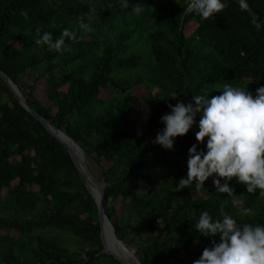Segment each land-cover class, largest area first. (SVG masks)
Wrapping results in <instances>:
<instances>
[{
	"label": "trees",
	"instance_id": "1",
	"mask_svg": "<svg viewBox=\"0 0 264 264\" xmlns=\"http://www.w3.org/2000/svg\"><path fill=\"white\" fill-rule=\"evenodd\" d=\"M136 3L140 16L131 12ZM193 3L0 0V69L84 149L105 182V213L141 264H192L219 242L193 228L202 210L217 219L223 204L238 223L264 224V196L236 177L231 196L216 193L212 177L199 191H173L187 173L188 148L205 147L195 124L172 150L152 142L177 102L171 91L187 103L205 91L219 95L225 83L254 95L264 85V25L257 31L236 0L207 19ZM248 3L264 20V0ZM37 27L53 40L69 28L77 39L50 50L34 43ZM244 207L251 216L241 215ZM100 232L97 204L67 148L0 76V264H121L103 251Z\"/></svg>",
	"mask_w": 264,
	"mask_h": 264
},
{
	"label": "clouds",
	"instance_id": "2",
	"mask_svg": "<svg viewBox=\"0 0 264 264\" xmlns=\"http://www.w3.org/2000/svg\"><path fill=\"white\" fill-rule=\"evenodd\" d=\"M194 3L202 19L228 6L227 0H194ZM236 3L241 11L248 13L253 27L260 31L264 20H258L248 0H236ZM119 4L126 9L129 0H119ZM131 12L140 16L144 7L136 3L131 7ZM80 27L86 29L87 26L81 24ZM35 33V44L47 45L57 52L66 50L65 38L77 39L75 32L69 28L62 29L55 40L50 32L41 33L39 27ZM217 89L221 90L219 95L210 96L205 91L193 95L187 103L178 99L177 90L168 95L177 102L168 104L170 111L160 117L164 127L152 142L172 150L175 138L186 134L195 124L198 127L196 140L205 144L204 148H198L197 143L188 148L187 173L179 178L173 191L193 185L199 191L204 187V182L212 177L216 193L231 196L234 190L228 181L236 177L237 182L245 184L248 193H255L259 189L260 195L264 196V85L255 90V95L248 88L227 83ZM198 113L200 118L196 121ZM241 215L251 216L252 210L244 207ZM192 226L205 237L219 234V242L212 239L211 246L205 247L192 264H264V224L238 223L221 204L217 219L208 210H202Z\"/></svg>",
	"mask_w": 264,
	"mask_h": 264
},
{
	"label": "water",
	"instance_id": "3",
	"mask_svg": "<svg viewBox=\"0 0 264 264\" xmlns=\"http://www.w3.org/2000/svg\"><path fill=\"white\" fill-rule=\"evenodd\" d=\"M194 6H195V3L191 4L189 8L194 7ZM0 76L8 84L11 91L13 92L15 97L19 100L21 105L25 107L28 111H30L36 117V119L41 121L44 124V126L47 128V130L51 132L53 136L56 137L57 140H59L67 148L68 152L70 153L78 171L83 176L86 182V185L97 204L98 216H99L100 227H101L100 234H101V240H102L103 247H104L103 251L114 256L117 260L121 262V264H133V263H128L127 261H125L119 254H117L114 251L117 247H119L120 249L125 251L127 254H129L130 257L134 259L136 264H141L138 258L135 256L134 251L128 248L117 237L114 226L109 220L107 214L105 213V208H104L105 182L103 180L101 181L97 180L91 173L88 167V159H87L84 149L68 133H66L64 130L57 128L53 124H51L46 118H44L42 115L36 112L33 108H31L26 98L23 96L21 90L18 88V86L1 69H0Z\"/></svg>",
	"mask_w": 264,
	"mask_h": 264
},
{
	"label": "bare ground",
	"instance_id": "4",
	"mask_svg": "<svg viewBox=\"0 0 264 264\" xmlns=\"http://www.w3.org/2000/svg\"><path fill=\"white\" fill-rule=\"evenodd\" d=\"M116 248V247H115ZM117 254H119V251L122 252L126 258H123L120 254V256L125 260L127 261L128 263H132V258L130 257L129 254H127L125 251H123L122 249H120L119 247H117L115 250H114Z\"/></svg>",
	"mask_w": 264,
	"mask_h": 264
},
{
	"label": "rangeland",
	"instance_id": "5",
	"mask_svg": "<svg viewBox=\"0 0 264 264\" xmlns=\"http://www.w3.org/2000/svg\"><path fill=\"white\" fill-rule=\"evenodd\" d=\"M99 181H101V180H99ZM132 263H133V264H136V262L134 261V259H132Z\"/></svg>",
	"mask_w": 264,
	"mask_h": 264
}]
</instances>
